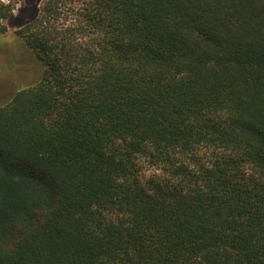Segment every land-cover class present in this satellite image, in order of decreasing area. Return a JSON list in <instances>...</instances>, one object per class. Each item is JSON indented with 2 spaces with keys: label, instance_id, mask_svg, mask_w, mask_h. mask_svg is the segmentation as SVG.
Wrapping results in <instances>:
<instances>
[{
  "label": "trees",
  "instance_id": "1",
  "mask_svg": "<svg viewBox=\"0 0 264 264\" xmlns=\"http://www.w3.org/2000/svg\"><path fill=\"white\" fill-rule=\"evenodd\" d=\"M36 4L0 264H264V0Z\"/></svg>",
  "mask_w": 264,
  "mask_h": 264
},
{
  "label": "rangeland",
  "instance_id": "2",
  "mask_svg": "<svg viewBox=\"0 0 264 264\" xmlns=\"http://www.w3.org/2000/svg\"><path fill=\"white\" fill-rule=\"evenodd\" d=\"M12 6L11 17L2 20L5 32L0 34V105L22 88L37 81L41 66L27 50L16 31L34 15L36 0H0Z\"/></svg>",
  "mask_w": 264,
  "mask_h": 264
}]
</instances>
